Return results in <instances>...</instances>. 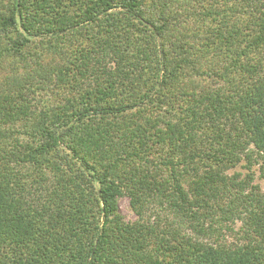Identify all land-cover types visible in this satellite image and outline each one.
<instances>
[{
  "label": "trees",
  "instance_id": "obj_1",
  "mask_svg": "<svg viewBox=\"0 0 264 264\" xmlns=\"http://www.w3.org/2000/svg\"><path fill=\"white\" fill-rule=\"evenodd\" d=\"M3 56L0 264H264V0H0Z\"/></svg>",
  "mask_w": 264,
  "mask_h": 264
},
{
  "label": "rangeland",
  "instance_id": "obj_2",
  "mask_svg": "<svg viewBox=\"0 0 264 264\" xmlns=\"http://www.w3.org/2000/svg\"><path fill=\"white\" fill-rule=\"evenodd\" d=\"M11 62V60H9L8 57L3 56L0 59V71H2V69H4L1 73H0V80L2 79V77L7 74L8 68L5 70L6 66ZM256 182L258 184H260L261 186H264L263 181L259 180L258 174H256ZM118 206V214L119 216L122 218V220L126 223H133L136 221V216L134 214V212L131 210L129 203H128V199L127 198H120L118 200L117 203Z\"/></svg>",
  "mask_w": 264,
  "mask_h": 264
}]
</instances>
